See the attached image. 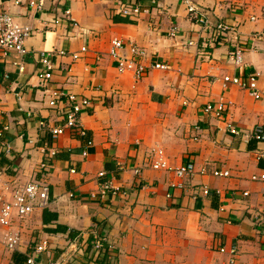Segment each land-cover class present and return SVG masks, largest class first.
<instances>
[{"label": "crops", "instance_id": "0c3cea01", "mask_svg": "<svg viewBox=\"0 0 264 264\" xmlns=\"http://www.w3.org/2000/svg\"><path fill=\"white\" fill-rule=\"evenodd\" d=\"M14 1L0 0V12L30 25L33 34L22 72L12 64L13 54L0 56V128L7 127L0 193L36 178L47 182L49 195L44 208L0 225V264H13L15 254L18 264H27L31 254L34 264H264V182L250 179L264 170L258 159L264 140L227 128L264 126V24L250 20L260 15L263 0H192L211 29L227 27L216 40L214 30L193 22L184 0H47L40 11L29 0ZM125 4L146 11L124 17L118 12ZM67 8L71 20L64 17ZM115 37L139 46L145 65L168 68H149L139 78L119 73L108 54ZM234 42L243 48L240 65L229 57ZM82 46L86 51L73 60L69 54ZM41 50L65 52L53 57L47 83L36 77ZM253 72L258 99L223 80H248ZM55 89L91 100L80 116L86 134L66 130L51 138L57 112L48 100ZM221 99L223 119L203 112L206 103ZM51 149L56 153L47 157ZM155 149L163 150L170 169L151 167ZM47 159L43 176L39 166ZM184 162H192L194 171L177 177L173 170ZM213 169L229 176H213ZM104 179L127 194L91 198ZM12 232L19 236L15 249L5 244ZM96 239L106 248H94ZM39 244L45 249L36 253ZM231 245L238 250L233 263L220 251Z\"/></svg>", "mask_w": 264, "mask_h": 264}, {"label": "built area", "instance_id": "2783aa9c", "mask_svg": "<svg viewBox=\"0 0 264 264\" xmlns=\"http://www.w3.org/2000/svg\"><path fill=\"white\" fill-rule=\"evenodd\" d=\"M46 1L47 0H29L28 5L31 8L40 11L44 8ZM184 2L189 17L193 20V22L198 23L211 31L214 30V35L212 36L214 40H216L219 36H223L225 30H227V27L218 24L214 29H211L213 27L210 26L204 10L192 0H184ZM14 3L18 4L19 1L15 0ZM141 10L146 11V9H141L136 4H125L120 7L118 14L124 17H132L139 15L142 12ZM64 17L71 20L69 8L64 10ZM258 19L264 24V0L261 5L260 15L258 17L254 15L250 17V20L252 21ZM176 32L177 27L172 26L170 28V34L174 35ZM32 34L33 28L30 25L15 21L13 16L8 12H0V56L5 58L13 54L12 64L19 72L24 70L23 58L27 53L25 43ZM85 51L86 47L82 46L79 51L71 52L69 56L73 60H77ZM64 54L65 52L63 50L39 51L37 60L40 64V67L36 72V77L41 83H47L54 74L56 65L53 57ZM108 54L114 61L115 67L119 73L131 72L137 78L143 76L149 68H168V65L156 62L151 63L150 65H145L141 61L143 50H141V48L136 44L126 43L117 37L110 41ZM242 54V45L234 42L232 49L229 51V57L236 65L241 64ZM257 76L258 74L256 72L249 73L248 80H245L239 76L225 75L223 80L246 90L253 98L258 99L260 98L261 94L257 86ZM4 78H8V75L4 74ZM48 106L57 112L56 122L48 129L52 139L57 138L66 130L84 134L80 124V116L91 106V100L88 97L80 96L73 92L55 89L52 91V95L48 100ZM225 110L226 103L222 99L214 103H206L203 107L204 113L216 119H223ZM39 125L40 127H44V121H40ZM227 128L231 134L240 135L243 138L254 139L256 141L264 140L263 125H256L250 131L237 129L229 124L227 125ZM5 129H7L6 126L2 127V129L0 128L1 145L3 144L1 138L2 132ZM4 148L7 151L8 146L5 144ZM55 153L56 150L51 149L47 151L46 156L51 157ZM85 153L86 152L84 151L83 154ZM258 159L264 160V154H259ZM150 162L151 167L154 169H170L167 160L164 157L163 150L161 149H155L152 151ZM48 167L49 159L40 163L39 170L41 173H43V176L47 174ZM71 171L73 172L74 170L71 169ZM173 171L177 177H184L193 173L194 164L192 162H184L181 165L175 167ZM133 172L138 175L140 173V168L134 167ZM212 175L218 177H227L229 176V171L213 169ZM97 176L103 178L105 176V172L99 171ZM250 179L252 181L264 182V170H262L260 173L251 175ZM119 192H121L123 195L127 194L125 189H120L119 187L114 186L111 179H104L100 182L98 191L91 192L90 197L103 200L108 194H117ZM242 194L247 195L248 192L244 191ZM48 195L49 187L47 182L44 181V179L36 178L22 185L14 187L9 195L0 193V225L10 226L14 218H24L25 216L33 213L36 209L44 208L48 203ZM18 243V232L8 233L5 238L6 246L10 249H15ZM93 246L96 249L106 248L102 239H96L93 243ZM44 249V244H39L34 247L33 251L38 253ZM220 251H225L229 254V263L234 262L238 253L237 247L233 245H231L228 249L221 247ZM26 263H35L32 254L27 257Z\"/></svg>", "mask_w": 264, "mask_h": 264}, {"label": "trees", "instance_id": "16d2710c", "mask_svg": "<svg viewBox=\"0 0 264 264\" xmlns=\"http://www.w3.org/2000/svg\"><path fill=\"white\" fill-rule=\"evenodd\" d=\"M84 134H86V133H84ZM48 213H46V211H44L43 212V221H47L48 219L46 218V215H47ZM55 215L54 214H51V216H50V218H49V220L50 219H55ZM19 254H15V256H14V259H13V264H18L19 263ZM22 258H25V257H23V256H21Z\"/></svg>", "mask_w": 264, "mask_h": 264}]
</instances>
